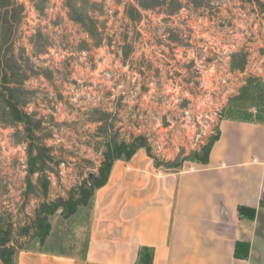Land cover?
<instances>
[{
  "label": "rangeland",
  "instance_id": "obj_1",
  "mask_svg": "<svg viewBox=\"0 0 264 264\" xmlns=\"http://www.w3.org/2000/svg\"><path fill=\"white\" fill-rule=\"evenodd\" d=\"M10 1L9 14L0 8V39L16 45L2 49L14 54L18 78H28L26 111L42 121L32 141L0 106V215L16 227L43 200L41 181L49 178L44 200H54L97 172L94 118H108L117 137L148 134L166 172L199 164L185 159L222 121L264 119L261 88L235 99L249 79L264 84V0H0V7ZM43 147L42 160H54L44 157V174L28 177L29 154ZM19 240L24 250L44 248L37 238Z\"/></svg>",
  "mask_w": 264,
  "mask_h": 264
},
{
  "label": "crops",
  "instance_id": "obj_2",
  "mask_svg": "<svg viewBox=\"0 0 264 264\" xmlns=\"http://www.w3.org/2000/svg\"><path fill=\"white\" fill-rule=\"evenodd\" d=\"M219 130L209 162L192 170L162 171L144 149L116 161L89 206L52 216L44 248L20 251L17 264H143V253L150 264H264V123ZM237 243L249 244L246 259Z\"/></svg>",
  "mask_w": 264,
  "mask_h": 264
},
{
  "label": "trees",
  "instance_id": "obj_3",
  "mask_svg": "<svg viewBox=\"0 0 264 264\" xmlns=\"http://www.w3.org/2000/svg\"><path fill=\"white\" fill-rule=\"evenodd\" d=\"M11 2V1H10ZM8 3L2 5L0 8L6 10V14L10 13V9L14 7V3ZM9 23L5 20L3 24L6 26ZM81 23V22H80ZM12 26L14 23H10ZM9 24L10 28L11 25ZM0 29H5L4 26L0 25ZM95 29L91 30V37L95 35ZM10 43L12 49L15 47L16 42L14 40L8 42L5 39H0V106L4 116H8L12 123L23 124L29 138L32 141L35 139L36 131L41 129L42 121H34L35 116L29 114L26 111L27 100L24 94V83L28 80L26 76L18 78L21 75V68L18 67L15 61L14 54L11 51H3L2 47ZM120 47V45L118 46ZM126 56L130 51V47L127 42H124L123 47L120 49ZM16 65L17 67H13ZM249 81V82H248ZM247 83L249 85L244 86L240 91L239 95L235 97L236 100H245L250 98V91H256L259 88L261 102L264 103V84H256V79H249ZM250 100V99H249ZM94 111H100L105 116H110L111 113L103 111L102 109H96ZM93 111V112H94ZM92 112V111H91ZM264 113V109L261 110ZM92 123L98 124L96 130V137L100 139V142L96 143L98 151H101V163L98 166L97 172L88 174L81 182L72 186L68 190L66 196H58L54 200H44L48 198V192L50 187V180L46 178L43 182H40L41 187V200L34 210L33 216L24 224L16 225L11 220H6L3 215H0V261L2 264H17V255L24 249L21 246L20 240L37 238L40 244H44L50 233L51 224L50 218L61 212L64 219H68L75 215L81 208L88 207L95 192L104 187L111 175L113 166L118 160H131L135 154L144 149L149 157H151L155 165L159 168L163 164L159 161L158 157L153 154V145L150 142V137L146 133L133 134L129 136L117 137L120 129H116L112 123L106 119H92ZM244 123H264V119L261 116L254 118L253 114H247L246 118L241 120ZM35 124V126H34ZM34 126V127H33ZM216 134L210 136L208 142L198 150L192 152L185 160L194 161L199 164H207L214 144L220 138L219 126L215 128ZM100 148V149H99ZM48 151L44 147L40 148L34 156L33 150H31V165L28 170V177L38 174L39 177L45 172L46 158L53 161L52 156H44L42 160V152ZM33 155V156H32ZM59 164V162H58ZM171 169L181 168V164L169 167ZM264 205V203H263ZM239 215L241 217H247L254 219L256 210L252 208L239 207ZM249 244L237 243L235 257L240 259H246L249 256ZM146 252L147 249L143 250ZM152 255L142 254L141 262L143 264H150Z\"/></svg>",
  "mask_w": 264,
  "mask_h": 264
},
{
  "label": "built area",
  "instance_id": "obj_4",
  "mask_svg": "<svg viewBox=\"0 0 264 264\" xmlns=\"http://www.w3.org/2000/svg\"><path fill=\"white\" fill-rule=\"evenodd\" d=\"M215 121V120H214ZM215 123H217L218 124V121L217 122H215Z\"/></svg>",
  "mask_w": 264,
  "mask_h": 264
}]
</instances>
